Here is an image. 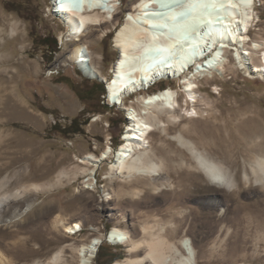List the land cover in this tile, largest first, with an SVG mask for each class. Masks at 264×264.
Instances as JSON below:
<instances>
[{
    "label": "rangeland",
    "instance_id": "1",
    "mask_svg": "<svg viewBox=\"0 0 264 264\" xmlns=\"http://www.w3.org/2000/svg\"><path fill=\"white\" fill-rule=\"evenodd\" d=\"M135 1H118L115 16L103 25L104 36L99 25H91L82 37L108 77L119 56L114 35ZM255 1L259 18L250 28L249 45L251 39L264 42V0ZM67 33L53 0H0V194L42 185L12 200L2 212L0 249L8 264H47L56 253L58 261L51 264H80L76 247L91 233L106 234L115 226L139 241L149 236L144 226L179 246L189 237L196 264H264V184L251 167L259 148L255 141L264 143V76L248 75L228 53L232 63L199 78L194 103H185L177 79L142 90L140 95L172 86L183 106L174 122L166 121L167 131L157 128L149 136L154 153L146 162L160 163V174L110 176L104 162L90 186L78 158L100 154L107 143L117 148L128 118L96 88L98 82L106 87V82L86 76L66 60L75 46ZM48 35L58 43L52 56L42 44ZM250 56L253 64L261 63V51ZM136 96H127L125 102L141 108ZM74 118L81 125L78 132L55 126L64 127ZM162 118L167 120V115ZM179 133L222 164L237 184L229 190L212 183L194 155L173 137ZM29 202L32 207L16 212L18 217L10 221L13 211ZM75 220L82 222V230L65 231L64 224ZM128 247L105 241L95 264H118L148 252L145 244L133 252Z\"/></svg>",
    "mask_w": 264,
    "mask_h": 264
},
{
    "label": "bare ground",
    "instance_id": "2",
    "mask_svg": "<svg viewBox=\"0 0 264 264\" xmlns=\"http://www.w3.org/2000/svg\"><path fill=\"white\" fill-rule=\"evenodd\" d=\"M118 1L87 0L81 7H73L65 0H53L54 12L63 19L68 28L67 35L72 36L75 41V46L66 60L77 64L86 76L105 80L108 89V103L124 109L128 118V123L124 126L123 142L117 148H113L111 143H107L100 154L88 152L80 159L78 158L79 162L85 165L82 167V172L89 176L90 186H94V182H97L96 173L104 162L109 164L110 176L160 174V163L146 162V158L154 153L149 136L157 128L163 132L167 131L168 123L166 121L174 122L179 116L177 112L183 106L179 102L178 91L172 86L140 95L142 90L161 80L177 79L183 85L185 103L188 104V100L194 103L199 95L196 90L199 78L212 76L214 71H222L227 61L232 63L231 59L235 65L238 64V68L249 72L248 75L264 76V42L251 39L252 43L249 45L250 28L259 18L255 0H252L251 4L243 3L241 0H232V3H229V0L218 1L217 5L222 8L214 16L209 17L210 23L206 28L198 29L197 36L203 33L201 38L196 37L188 42L170 36L169 29L165 27L169 24L168 20L155 16L163 11L162 8H159L160 5H163V0H136L127 11L125 21L117 28L114 35V44L119 50V56L110 66V76H106L96 62L98 54L91 51L82 42V37L86 35V31L91 25H99L102 30L101 35L104 36L106 28L103 25L110 22L108 17L117 11ZM188 1L186 0L185 3ZM183 6H176L173 11L177 12ZM160 15L170 17L172 12ZM217 17L221 18L217 19ZM208 28L211 29L210 33L206 30ZM152 44L168 46L171 48V52L175 51V53L165 64L148 68L150 61L142 59V55ZM193 44L198 46L197 55L190 56L189 59L181 58L186 49ZM260 51L261 63L253 64L250 55ZM228 53L233 57L230 60ZM191 66L192 69H190ZM133 94H137L136 101L140 103L141 108L126 104L125 98ZM185 110L188 112L193 110L194 113H198L195 107L192 109L186 107ZM164 114L167 115V120L162 118ZM97 119L99 118L94 120ZM173 137L194 155L197 166L212 183L229 190L237 184L236 177L230 174L222 164L200 152L191 140L183 138L181 133ZM255 143L259 148L255 149V157L251 162L252 172L255 178L264 184V143L258 140ZM12 160H14L13 157ZM245 178L251 177L246 174ZM32 187L40 189L42 185L33 183L30 186H25L22 192L0 194V226L4 220L2 212L6 209V205L12 200L21 198ZM32 205L33 203L29 202L23 208L13 211L15 215H11L10 221L18 217H16V212L17 215H20V213L29 210ZM82 225L80 220H75L64 224V228L65 231L76 234L82 230ZM149 228L150 226H144L143 230L145 234H149V238H144L141 241L135 240L127 231L117 226L108 230L106 234L91 233L89 239L76 247L79 263L95 264L100 246L105 241L116 245V239H118L119 245L127 243L128 246L129 244L130 252L137 251L136 249L143 244L148 247L145 256L127 257L119 261L118 264H147L149 259L151 261L149 264H196V250L189 237L181 239L179 246L164 235L150 233ZM59 255L58 253L54 254L49 258L47 264L57 262ZM8 260L0 249V264H8Z\"/></svg>",
    "mask_w": 264,
    "mask_h": 264
},
{
    "label": "water",
    "instance_id": "3",
    "mask_svg": "<svg viewBox=\"0 0 264 264\" xmlns=\"http://www.w3.org/2000/svg\"><path fill=\"white\" fill-rule=\"evenodd\" d=\"M70 3L73 7H81L84 1L87 0H65ZM91 1V0H88ZM163 0V5L161 13L155 14L159 19L168 20L169 24L165 25L170 31V36L179 39L180 41L188 42L196 37L201 38L202 34L197 36L198 29L206 28L210 23V16H214L215 13L222 7L218 4L220 0ZM179 5H184L179 11H173V8ZM168 8V9H167ZM172 12L170 17H166L160 14H166ZM183 13V16H181ZM221 17H217L220 19ZM209 33L211 29H206ZM196 44L189 46L186 49L185 54L181 56L183 59H189L190 56L197 55ZM175 51L171 52V48L168 46H163L162 44H152L142 55V59L149 60L148 68H153L158 64H165L170 60ZM104 82H106L104 80ZM106 93L108 91L106 84Z\"/></svg>",
    "mask_w": 264,
    "mask_h": 264
},
{
    "label": "trees",
    "instance_id": "4",
    "mask_svg": "<svg viewBox=\"0 0 264 264\" xmlns=\"http://www.w3.org/2000/svg\"><path fill=\"white\" fill-rule=\"evenodd\" d=\"M42 44L49 48L50 54L52 56L53 52L58 49V43L57 39L54 36L48 35L45 37L42 41ZM96 88L100 90L102 94H105L106 89L103 82H98L96 85ZM55 126H58V129L63 132H78L80 130V123L76 118L72 120V122L68 125H65L64 127L61 125V123H57ZM98 257H101V251H102V245L100 246L98 250Z\"/></svg>",
    "mask_w": 264,
    "mask_h": 264
},
{
    "label": "snow or ice",
    "instance_id": "5",
    "mask_svg": "<svg viewBox=\"0 0 264 264\" xmlns=\"http://www.w3.org/2000/svg\"><path fill=\"white\" fill-rule=\"evenodd\" d=\"M241 2L251 4L252 0H241ZM229 3H232V0H229ZM181 16H183V13H181Z\"/></svg>",
    "mask_w": 264,
    "mask_h": 264
},
{
    "label": "built area",
    "instance_id": "6",
    "mask_svg": "<svg viewBox=\"0 0 264 264\" xmlns=\"http://www.w3.org/2000/svg\"><path fill=\"white\" fill-rule=\"evenodd\" d=\"M97 180H98V178H97ZM115 246H119L118 239H116V245Z\"/></svg>",
    "mask_w": 264,
    "mask_h": 264
}]
</instances>
